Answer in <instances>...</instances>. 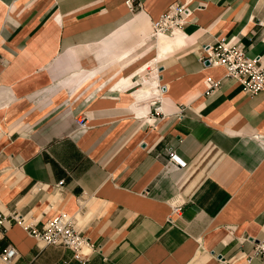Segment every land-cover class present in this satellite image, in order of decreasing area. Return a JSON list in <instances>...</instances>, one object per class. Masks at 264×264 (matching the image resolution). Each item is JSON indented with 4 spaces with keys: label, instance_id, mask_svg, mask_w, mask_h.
Returning <instances> with one entry per match:
<instances>
[{
    "label": "crops",
    "instance_id": "obj_1",
    "mask_svg": "<svg viewBox=\"0 0 264 264\" xmlns=\"http://www.w3.org/2000/svg\"><path fill=\"white\" fill-rule=\"evenodd\" d=\"M128 1L0 0V210L38 228L77 216L89 264H264L239 257L264 238V90L201 60L222 39L264 59V0H189L157 37L187 0ZM7 218L17 264H77Z\"/></svg>",
    "mask_w": 264,
    "mask_h": 264
},
{
    "label": "built area",
    "instance_id": "obj_2",
    "mask_svg": "<svg viewBox=\"0 0 264 264\" xmlns=\"http://www.w3.org/2000/svg\"><path fill=\"white\" fill-rule=\"evenodd\" d=\"M189 0L184 3H175L171 5L160 19L153 26V36L159 34L173 35L181 31L187 23L190 11L188 8ZM128 7L133 11L136 6L132 0L127 2ZM201 60L207 65H221L226 68L227 76L236 79L243 86V90L248 95H253L264 90V59L263 57L249 58L246 56L244 48L234 39L217 41L215 44L204 45ZM158 73V72H157ZM158 75V74H157ZM208 91H213L219 85V81L209 77L207 79ZM158 86V85H157ZM164 92L157 91L149 98V102L153 105L150 112V118L164 115ZM79 127L87 128L86 118L78 120ZM169 162L176 167L183 168L187 165V161L182 159L175 152L170 153ZM63 181L58 184L62 187ZM182 206L178 205L173 208L175 214H180ZM10 219L21 223L34 237H36L44 245H53L65 247L73 251V257L77 264H89L91 248L88 240L79 228L77 216L67 212H59L57 215L49 218L41 228L26 221L25 216L19 212L6 214L0 210V239L4 238L6 233V223ZM173 216L169 221L172 222ZM20 251L13 243L7 245L0 251V258L12 263H17ZM244 256L247 263H250L254 257H262L264 259V238L254 246L249 254ZM221 264H223L221 262Z\"/></svg>",
    "mask_w": 264,
    "mask_h": 264
},
{
    "label": "rangeland",
    "instance_id": "obj_3",
    "mask_svg": "<svg viewBox=\"0 0 264 264\" xmlns=\"http://www.w3.org/2000/svg\"><path fill=\"white\" fill-rule=\"evenodd\" d=\"M152 35H153V33H152ZM152 38H154V37L152 36ZM150 67L148 68V70H150ZM0 264H14V263L9 262V261H5V260H3V259L0 258ZM15 264H17V263H15Z\"/></svg>",
    "mask_w": 264,
    "mask_h": 264
},
{
    "label": "bare ground",
    "instance_id": "obj_4",
    "mask_svg": "<svg viewBox=\"0 0 264 264\" xmlns=\"http://www.w3.org/2000/svg\"><path fill=\"white\" fill-rule=\"evenodd\" d=\"M178 32H176L175 34H177ZM175 34H173V35H175ZM157 36H164V34H159V35H157ZM156 36V37H157ZM167 36H169V35H167ZM172 36V35H171ZM157 73V72H156ZM158 74V73H157ZM157 74H155V76H157Z\"/></svg>",
    "mask_w": 264,
    "mask_h": 264
}]
</instances>
